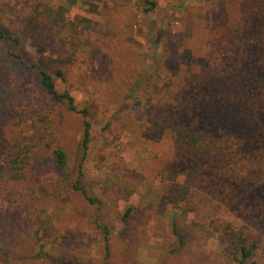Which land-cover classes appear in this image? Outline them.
Segmentation results:
<instances>
[{
	"label": "rangeland",
	"instance_id": "374dc122",
	"mask_svg": "<svg viewBox=\"0 0 264 264\" xmlns=\"http://www.w3.org/2000/svg\"><path fill=\"white\" fill-rule=\"evenodd\" d=\"M248 1L0 0V11L14 18L3 19V31L22 37L18 46L0 37V152L15 139L21 106H49L57 135L30 166L34 200L0 210V264H236L239 249L229 246L232 241L188 232L163 169L187 164L192 155L179 150L168 122L198 119L213 134L203 151L221 149L230 172L264 185V157L255 154L254 140L260 123L202 82L231 71L263 85L257 49L235 44ZM22 5H32L33 15L41 12L27 27L11 11ZM12 52L47 70L58 92L73 96L77 111L48 94L37 69ZM192 74L198 75L189 85ZM162 115L165 128L154 125ZM86 120L92 127L87 150ZM55 148L66 151L65 165L58 164ZM81 161L82 184L100 205L73 187ZM176 221L184 244L174 234ZM203 223L222 234L243 231L253 252L247 264H264V219L244 223L221 211ZM205 249L219 258L210 259Z\"/></svg>",
	"mask_w": 264,
	"mask_h": 264
},
{
	"label": "trees",
	"instance_id": "16d2710c",
	"mask_svg": "<svg viewBox=\"0 0 264 264\" xmlns=\"http://www.w3.org/2000/svg\"><path fill=\"white\" fill-rule=\"evenodd\" d=\"M150 4L154 5V3ZM22 6L18 10L12 8L11 11L17 14L20 24L26 25V27L32 22L34 24L36 19L41 16V12L38 11L34 14L38 16H34L32 5ZM36 9L38 10V8ZM149 10L151 7L147 9V11ZM6 18L14 20L12 16L0 11V37L10 39L15 46H18L22 42L21 35L9 36L2 29L3 19ZM235 44L241 49H257L259 53L257 62L264 69V0H249L247 2V12L240 22ZM10 55L13 59L25 63L27 68L37 69L41 85L48 94L67 99L69 111H77L73 96L69 92L63 94L58 92L54 78L47 70L35 62L28 63L23 55L15 52ZM58 74L61 75V72L58 71ZM197 75L192 74L186 83L193 84ZM202 82L206 88L211 87L213 94H218L230 105H235V108L245 115V118L251 119L253 124L260 123L259 129L254 131V140L257 145L255 154L264 157V83L255 87L247 77L234 74L231 71L224 72L216 78L213 77V74H209V79ZM197 101L199 104L202 100ZM81 112L85 115L88 114L86 110ZM189 113L191 114V112ZM163 117L162 115L158 119L154 118V125L165 128V123H162L161 120ZM174 118L176 119V115ZM168 124L171 131L174 132L179 150H190L192 153L190 162L187 164L177 161L172 166L167 163L163 169L166 172V179L172 184L170 187L175 196L173 205L175 208L182 207L183 221L187 222L185 223L186 229L189 233L196 234L199 239L201 237H218L223 241H232L229 246L233 245L239 249L238 255H234V261L236 264H247L253 257V252L249 248V239L244 232L230 228L228 234H222V231L218 232L217 229L208 228L203 220L211 218L221 211L232 212L237 217L243 218L244 223L245 221L251 223V220L257 222L259 219H264L263 183L256 185L249 177H241L230 172L221 149L216 150L213 155L204 152L206 147L202 143L211 139L213 134L205 126L199 125L198 119L190 125L186 123V120L179 121L177 125L170 120ZM14 130L15 139L0 152V210L21 209L34 200L36 191L32 185L30 166L40 148H50L57 142L53 111L46 105L36 107V104H29L17 108ZM91 135L92 127L86 120L84 121V137L82 139L86 150L89 147ZM245 135L243 141H245ZM54 155L59 165H65L67 153L64 149L55 148ZM83 176L84 169L81 161L78 177L73 187L75 190L85 193L88 201L92 204H102L100 198L87 193L81 180ZM179 176L183 177L181 181L178 180ZM131 212V208L126 211L125 220ZM190 216H193V220L188 222ZM216 220L221 222V219ZM179 228L181 226L176 221L174 234L179 238L180 244H184L185 235L180 232ZM244 228L249 230L250 226L244 225ZM205 252L212 260H216L220 256V253L210 249H205Z\"/></svg>",
	"mask_w": 264,
	"mask_h": 264
}]
</instances>
